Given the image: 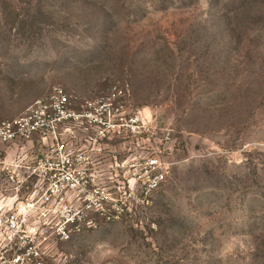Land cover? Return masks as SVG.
Returning <instances> with one entry per match:
<instances>
[{
    "label": "rangeland",
    "instance_id": "1",
    "mask_svg": "<svg viewBox=\"0 0 264 264\" xmlns=\"http://www.w3.org/2000/svg\"><path fill=\"white\" fill-rule=\"evenodd\" d=\"M55 85L76 111L116 88L140 123L82 141L90 182L54 207L45 264H264V0H0V123ZM45 149L2 148L0 201L46 187ZM94 189L115 218L65 225Z\"/></svg>",
    "mask_w": 264,
    "mask_h": 264
},
{
    "label": "built area",
    "instance_id": "2",
    "mask_svg": "<svg viewBox=\"0 0 264 264\" xmlns=\"http://www.w3.org/2000/svg\"><path fill=\"white\" fill-rule=\"evenodd\" d=\"M113 94L100 99L86 101L80 110L71 108V101L65 89L55 85L46 95L34 101L19 116L0 123V153L11 144L32 141L36 137L41 140L51 138L54 142L49 153L34 168L32 175L46 182L43 190H35L30 199L12 205L5 200L0 201V264H45L47 252L42 230L53 229V221L58 218L59 211L54 209L65 201L66 195L80 187H87L90 177L85 167L90 160L89 153L70 152L66 142L59 141L58 131L65 125H74L84 129L88 135L86 142L91 148L98 137L105 136L107 131L120 127L130 128L131 133H138L140 116L132 117L124 123L123 108L116 105L119 92L112 89ZM97 131L92 135L91 129ZM88 132H92L88 134ZM94 149V148H93ZM93 149L91 151H93ZM152 168L157 161L150 162ZM166 174L160 172L148 179L145 187V200L164 183ZM97 201H96V200ZM108 195L105 191L94 189L84 199L83 210L75 219L66 220L79 229L81 222L90 214L91 205L97 203L96 211L108 220L114 219L107 208ZM116 214L121 209L114 206ZM85 211V212H83ZM80 214V215H79ZM92 226V222L88 221ZM63 238L69 239L68 230L61 231Z\"/></svg>",
    "mask_w": 264,
    "mask_h": 264
},
{
    "label": "crops",
    "instance_id": "3",
    "mask_svg": "<svg viewBox=\"0 0 264 264\" xmlns=\"http://www.w3.org/2000/svg\"><path fill=\"white\" fill-rule=\"evenodd\" d=\"M71 127L67 128L66 125L61 127L58 131V139L59 141L66 142L70 152L77 153L80 151L82 145V141L86 142V138L88 137L86 131L81 127H76L74 125L69 124ZM81 133L84 135L81 137ZM35 139L38 140L39 143L43 144L46 149L42 152L41 159L45 157L49 153L50 147L53 146L54 142L51 138L48 140H41L38 137Z\"/></svg>",
    "mask_w": 264,
    "mask_h": 264
}]
</instances>
